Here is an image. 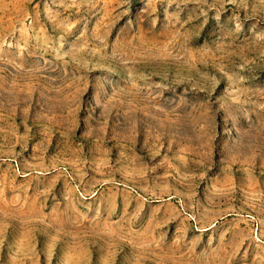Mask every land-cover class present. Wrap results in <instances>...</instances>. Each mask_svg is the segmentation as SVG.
<instances>
[{"label": "rangeland", "instance_id": "rangeland-1", "mask_svg": "<svg viewBox=\"0 0 264 264\" xmlns=\"http://www.w3.org/2000/svg\"><path fill=\"white\" fill-rule=\"evenodd\" d=\"M0 264H264V0H0Z\"/></svg>", "mask_w": 264, "mask_h": 264}]
</instances>
